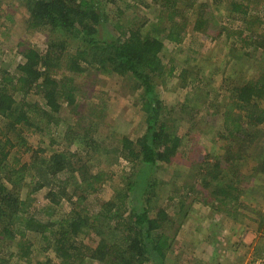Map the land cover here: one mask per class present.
Returning a JSON list of instances; mask_svg holds the SVG:
<instances>
[{
  "label": "trees",
  "instance_id": "16d2710c",
  "mask_svg": "<svg viewBox=\"0 0 264 264\" xmlns=\"http://www.w3.org/2000/svg\"><path fill=\"white\" fill-rule=\"evenodd\" d=\"M198 1L153 0L165 19L151 21L143 31V26L127 27L120 6L141 0H107L115 6L109 11L104 0H0L1 18L11 19L3 8L22 7L27 30L47 34L44 52L21 41L14 72L5 64L0 68V264H180L187 255L180 233L186 224L208 218L201 217L200 210L213 212L211 222L217 226L218 214L233 224L239 211L255 213L253 202L245 198L255 199L251 181L264 177V68L254 77L241 71L227 93L231 103L226 108L209 101L199 106L202 81H193L194 91L184 102L189 99L193 115L205 110L201 125L213 127L222 118L214 138L223 141L218 151L198 139V123L173 118L172 108L158 98L157 88L167 78L176 86L200 75L189 76L186 69L177 75L175 67L164 62L165 46L181 44L189 27L196 35L219 28L226 46L234 39L214 12L222 10L225 0ZM237 1L227 2L226 17H242L233 53L240 52L237 60L263 62L264 12L259 15L253 9V0ZM5 53L1 48L0 54ZM103 77L117 81L115 90L102 91L104 97L93 95L92 88L104 87ZM119 94L132 101V95L139 98L146 116L145 127L133 138L116 133V121L108 116L109 100ZM185 108L186 103L183 114ZM63 122L69 124L64 134L51 139L63 148L45 156V151L29 146L26 134L43 133ZM184 145L189 146L186 151ZM121 163H127L128 170H122L112 197L98 199L104 185L119 175L112 168ZM169 169L172 180L154 177ZM42 191L48 204L31 210L28 198ZM162 195H167L164 201ZM135 196L146 200L140 204ZM63 202L68 212L61 209ZM201 244L197 241L195 247ZM260 253L263 257V247ZM194 262L219 264L216 257Z\"/></svg>",
  "mask_w": 264,
  "mask_h": 264
},
{
  "label": "rangeland",
  "instance_id": "374dc122",
  "mask_svg": "<svg viewBox=\"0 0 264 264\" xmlns=\"http://www.w3.org/2000/svg\"><path fill=\"white\" fill-rule=\"evenodd\" d=\"M241 1L242 0H238L237 2ZM141 2H134L131 4V7H128L125 2L120 4L123 8V16L126 18L124 23L126 22L127 27L132 25L135 27L143 26L145 27L143 28V31H145L147 28L151 27V21L157 23L159 20L165 19L161 6L153 3V0H141ZM199 2L204 3L206 0H199L197 5H199ZM227 2H229V0L222 1L220 4L222 10L214 9V12L217 15V23L219 25L223 24V22L226 23V27L235 39L237 38L235 35H237L240 31L239 27L241 28L240 21L242 17L236 13H231L232 16L227 18L226 16H228L230 12V6ZM128 3L130 2L128 1ZM253 3V9H256L258 14L262 15V12H264V0H253ZM104 5L107 7V11L113 10L115 7L110 5L107 0H104ZM180 7H182V4H180ZM3 9V13L11 14V19L5 20L4 18H1V14L0 49H4L6 53L4 55L0 54V68L4 64L6 65L5 68L8 65V67H12L10 72L13 73L17 63H19L21 59L17 56V44L24 41L29 43L31 46H36L41 50V52H44L47 48V34L44 30H27L25 25V18L27 14L22 7H19L14 11L6 10L5 8ZM223 11H225V13ZM188 16L191 18L192 13H188ZM164 27H167V25ZM256 27L257 23L253 25V28ZM261 28L264 30V25H262ZM166 29H168V27ZM164 33L162 37L165 38L166 35H164ZM218 34L219 28L211 33H208V35H196L194 34V30L189 27L187 36L181 44L176 45L175 43L173 48H170L168 45L165 46L164 62L175 67V74L179 75L184 69H186L188 71L187 75L189 74V76H191V74L200 75L198 77H187L188 79L184 81V84L180 81V84L178 82L176 86L173 84L174 81H172L171 78H167V83L162 84L157 88L159 100L164 103L166 108H172L171 111H174L173 118L183 120L185 118L186 122L191 119L192 122L198 123L197 125L200 131L194 129L197 136H199L198 139H200L203 145L205 144L208 146L210 150L214 148L215 151H218L223 145V141L214 140L216 133L221 130L220 127L223 120L220 117L216 122L217 125L211 127L207 124V126L205 124L201 125V122L205 121V110L202 114L193 115L189 99L184 102L187 93L192 90L194 91L193 81H195V78L201 79L200 81H202L200 90L203 92L202 94L204 99L200 102L199 106L202 105L203 102L206 103L209 101L215 105V107L223 106V108H226L231 103V99H229V94L227 93H230V91L235 87V84H237V79H239L242 74L241 71L245 70V73H247L249 77H254V74H259L264 68V61L262 62L261 60L259 63H253V60L248 58L237 60L236 55L240 52L237 51L233 53V47L235 46L234 39L230 38L229 45L226 46V43L223 41L225 35L223 36L220 34L218 36ZM250 51H252V49ZM258 56L259 52L254 56L256 61L258 60ZM201 67H203V69H200ZM224 72H228V75L231 73L230 77H226ZM201 73H203V75H201ZM102 79V83L105 84H102L104 87L101 86V89H99V87L96 89L92 88L91 93L93 95L95 94L104 97L106 93L115 90L117 85L116 80L108 77H103ZM224 90H227V92H224ZM102 91H104L105 94H102ZM198 92L199 91H196L192 94L195 96ZM132 96H134L133 98L135 101L130 100L127 95L121 96L119 94L118 97L112 96V99L109 100L110 108L108 110V116L113 120V123L114 120L116 121L117 127L114 126L116 133L129 134L133 138L145 127L144 119L146 116L143 114L144 112L141 111L140 101H138L139 98L136 100V96ZM195 98L197 99L196 102L200 99L198 96ZM104 102L108 103L107 97ZM185 103L186 113L183 114L182 108L185 107ZM68 125V123L63 122L58 126L51 125L49 129L47 127L43 133L37 132L31 133L30 135L26 134L29 139V146H33L32 149L35 151L43 150L45 151V156H49L53 150L63 148L60 144H57L58 142L54 145L51 139H58V134H64L66 131L65 128ZM182 130V133H184L185 128L182 127ZM201 130L205 132H201ZM207 131H210L211 133H206ZM106 134L107 131L105 130L102 135L106 138ZM59 143L62 144V141ZM187 147L189 146L184 145L183 151H186ZM123 169L128 170L127 163L114 165L112 171L119 175L116 176L113 184L106 183V185H104L101 192L97 196L98 199L107 201L112 197L113 188L119 185V181L121 180L120 175ZM248 170L249 169H242V172H246ZM154 175V177H158V179L160 178L166 181L170 180L172 177L171 169H169L168 172L157 171ZM258 178L259 179L256 181H261L260 183L264 184V177L259 176ZM256 181H251L252 187L256 189L254 190L256 191V194L254 195L255 199H251V197L245 198L247 199V202H253L252 211L255 210V213H243L239 211L240 214L238 213V218H234L233 224L231 222L225 223L222 218L223 216L218 214V216H220V221H218L217 226L213 225L211 222L213 212H209V214L208 212H204V210H200L199 214L201 213V217L205 216L208 218L202 220V222L199 221V218L197 221L200 223L194 221V224H186L183 227L184 229L180 233L179 239L186 241V246H184V248L185 250L187 249L185 251L187 255L183 261L180 260V264H197L194 262L197 259H202L207 262L214 257L217 258L219 264H264V254H262L263 257L257 255V253L261 255L260 252L262 247L264 248V185H261L260 187ZM166 196L167 195L161 196L163 201V198H166ZM136 199H138L137 201L140 204L144 203L146 200L144 196H139ZM27 202H29L31 210L37 209V211H40L39 209H43L48 204L46 191L32 195L31 200L28 198ZM61 209L64 212H68L70 207L66 202H63ZM262 220L263 224H260ZM191 224L192 227H190ZM232 225L236 226L235 230L232 229ZM197 241H202V244L198 248L195 247ZM260 242H262V244H260ZM40 244L41 243L37 244L38 250L41 247ZM213 251H217V255H214V257L212 255ZM193 259L194 261H192ZM23 264L27 263L23 262Z\"/></svg>",
  "mask_w": 264,
  "mask_h": 264
}]
</instances>
